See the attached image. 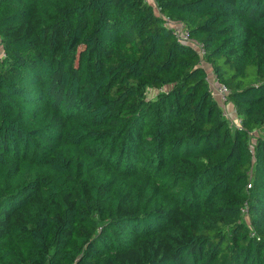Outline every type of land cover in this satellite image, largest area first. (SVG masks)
<instances>
[{"label":"trees","instance_id":"obj_1","mask_svg":"<svg viewBox=\"0 0 264 264\" xmlns=\"http://www.w3.org/2000/svg\"><path fill=\"white\" fill-rule=\"evenodd\" d=\"M0 35V264H264V0H0Z\"/></svg>","mask_w":264,"mask_h":264},{"label":"rangeland","instance_id":"obj_2","mask_svg":"<svg viewBox=\"0 0 264 264\" xmlns=\"http://www.w3.org/2000/svg\"><path fill=\"white\" fill-rule=\"evenodd\" d=\"M27 27L25 26L24 28L22 27L20 32H23ZM0 48H1V35H0ZM204 67L206 69V71L208 72V77L210 81H215V75L213 74V68L211 67L210 64L206 63L204 64ZM149 96H155L157 91L156 90H149L148 91ZM230 106V108H229ZM229 106H227V104L224 106V108H226V110L228 111V113H230L229 121L235 126V125H239L240 121H239V117L237 116V113L234 114L235 112L232 111L231 105L229 104ZM255 135H257L258 133L255 132ZM245 219L248 221L249 224H251V222H249V217L245 216ZM169 248V241L162 239L161 241L159 240H148V241H142L139 242L135 247H133L132 249H130L129 251L123 253L121 255L123 261L125 264H139L142 261H144L149 255L151 250H158L157 253L158 254H162L164 252L165 249Z\"/></svg>","mask_w":264,"mask_h":264},{"label":"built area","instance_id":"obj_3","mask_svg":"<svg viewBox=\"0 0 264 264\" xmlns=\"http://www.w3.org/2000/svg\"><path fill=\"white\" fill-rule=\"evenodd\" d=\"M149 3H154V0H146ZM165 22L166 25L169 27V29L172 30L174 36L182 43L187 44L189 46H191L192 48H194L203 58L204 55L206 54V49L204 48L203 44H201L200 42L194 40L191 35H190V31L189 29L186 27L185 24H183L180 21H175L174 19L165 16ZM0 53H2V51H0ZM205 64V62L203 61V65ZM210 81V80H209ZM210 87L214 92V95L216 96V98L218 99L219 102H221L223 108L224 106L227 104L226 103V99H227V95L229 92V88L223 84L220 83L219 81H217L215 79V81H210ZM224 115L229 117L230 113H228V111L226 110V108H224ZM238 116V115H237ZM240 124H241V119L239 118ZM251 186V184L249 185ZM243 212H247V207L244 206L242 208Z\"/></svg>","mask_w":264,"mask_h":264},{"label":"crops","instance_id":"obj_4","mask_svg":"<svg viewBox=\"0 0 264 264\" xmlns=\"http://www.w3.org/2000/svg\"><path fill=\"white\" fill-rule=\"evenodd\" d=\"M213 74H214V73H213ZM214 75H215V74H214ZM229 104L231 105V107H233V108H232V111L235 112L234 114H236V111H235V109H234V106H233L231 103H227V106H229ZM229 108H230V106H229Z\"/></svg>","mask_w":264,"mask_h":264}]
</instances>
